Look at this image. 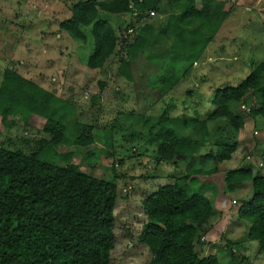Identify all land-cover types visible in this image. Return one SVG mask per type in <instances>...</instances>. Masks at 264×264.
Returning <instances> with one entry per match:
<instances>
[{
	"label": "trees",
	"instance_id": "trees-1",
	"mask_svg": "<svg viewBox=\"0 0 264 264\" xmlns=\"http://www.w3.org/2000/svg\"><path fill=\"white\" fill-rule=\"evenodd\" d=\"M146 2L77 0L57 28L82 44L86 33L91 37L92 51L85 62L89 70L101 69L115 54L117 45L124 54L117 71L128 84L140 62L162 67L163 73L151 83V92L160 98L204 55L228 14L223 3L214 0H170L167 20L161 30H155L149 24L139 25L138 12ZM133 12L137 14L134 18L130 16ZM125 14L129 20L123 31L132 29L131 42L127 35H116L103 18ZM97 84L101 90L103 83ZM248 97H253V104L247 115L264 118V58L237 86L214 90L209 100L212 110L206 119L226 121L231 134L237 133L243 124L232 105L245 106ZM90 106L98 108V97L91 99ZM32 115L44 121V137L34 142L33 150L24 154L0 149V264H109L116 201L114 175L109 180L87 176L70 162V154L56 151L67 143L66 134L77 148L92 145L93 125L77 122L72 105L5 68L0 78V120ZM166 122L172 119L163 114L156 125ZM153 139L157 162H182L185 174L157 187L141 201L147 221L140 228L137 242L147 248L149 264H218L215 256L198 258L193 250L194 243L204 241H200L198 231L213 212L210 200L201 192H191L187 183L216 173V165L229 159L236 144L226 143L219 134L213 144L215 150L200 155L197 152L205 144L202 137L189 141L165 128ZM51 156L63 165L48 161ZM110 171L113 174L112 167ZM245 182L250 183L252 194L238 206L236 214L249 223L246 238L256 241L264 253V175L240 168L225 172L222 179L224 191L229 193ZM225 243L231 251L240 247L239 242Z\"/></svg>",
	"mask_w": 264,
	"mask_h": 264
},
{
	"label": "rangeland",
	"instance_id": "rangeland-1",
	"mask_svg": "<svg viewBox=\"0 0 264 264\" xmlns=\"http://www.w3.org/2000/svg\"><path fill=\"white\" fill-rule=\"evenodd\" d=\"M214 1L223 3L227 18L204 55L170 92L158 98L155 91L151 92V83L163 73V68L140 62L128 84L117 71L124 57L120 45L101 69L86 68L92 51L91 37L86 33L82 44L57 28L58 22L68 18L70 7L77 0H0V78L5 68L13 69L72 105L77 122L93 125L94 142L77 148L66 134L67 143L58 146L57 153L70 154V162L87 176L109 180L114 175L116 201L109 264L150 262L147 248L137 242L140 228L147 221L141 201L157 187L185 174L182 162H157L153 137L165 128L189 141L204 138L205 144L197 152L200 155L215 150L213 144L219 134L226 143L237 145L230 161L221 163L214 175L195 177L187 183L191 192H201L210 200L213 212L198 231L204 241L194 243L196 256L213 255L218 264H264L258 243L246 238L249 223L236 214L238 206L251 197L250 183L245 182L230 193L224 191L222 183L223 173L236 168L250 167L253 173L264 174V118L247 115L253 104V97H248L245 109L232 105L243 124L237 133L231 134L226 121L206 119L212 110L209 100L214 90L237 86L264 58V0ZM146 3L137 11L139 25L149 24L161 30L171 9L170 0ZM103 18L114 27L116 35H127L132 41L133 34L123 31L128 14ZM98 82L103 83L101 90ZM93 97H98L97 109L90 106ZM163 114L172 122L157 126V118ZM43 122L33 115L0 120V149L31 152L34 142L44 137ZM47 160L63 165L53 156ZM226 241L239 242L240 247L231 251Z\"/></svg>",
	"mask_w": 264,
	"mask_h": 264
},
{
	"label": "built area",
	"instance_id": "built-area-1",
	"mask_svg": "<svg viewBox=\"0 0 264 264\" xmlns=\"http://www.w3.org/2000/svg\"><path fill=\"white\" fill-rule=\"evenodd\" d=\"M150 15H152V13H150ZM133 16H135V14H133ZM126 32H127L128 34H132V33H133V31H132L131 28L127 29ZM240 107H241V109H245V106H244V105H241ZM246 110H247V109H246ZM246 159H248V157H246ZM256 166H257V167H261V164H258V165H256ZM263 169H264V166H263ZM200 241H203V237L200 238Z\"/></svg>",
	"mask_w": 264,
	"mask_h": 264
},
{
	"label": "crops",
	"instance_id": "crops-1",
	"mask_svg": "<svg viewBox=\"0 0 264 264\" xmlns=\"http://www.w3.org/2000/svg\"><path fill=\"white\" fill-rule=\"evenodd\" d=\"M213 38H214V37H213ZM236 148H237V145H236ZM235 150H236V149H235ZM234 152H235V151H234ZM234 152H233V153H234ZM233 153H232V154H233ZM232 154H231V155H232ZM231 155L229 156V159L232 157ZM229 159L226 160V161H230ZM223 162H225V161H223ZM223 162H221V163H223ZM221 163H219V164L216 165V168H217V169H218V167H220V164H221ZM239 168H240V167H239ZM248 168H250V167H247V169H248ZM236 169H238V168H236ZM228 171H229V170H228ZM216 172H217V171H216ZM226 172H227V171H226ZM214 174H215V173H214ZM214 174H213V175H214ZM224 174H225V172L223 173V176H224ZM261 175H264V174H261Z\"/></svg>",
	"mask_w": 264,
	"mask_h": 264
}]
</instances>
